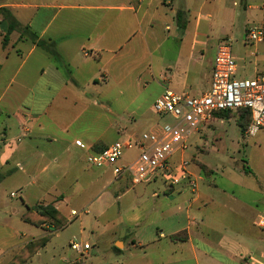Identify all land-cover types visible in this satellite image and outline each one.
Returning <instances> with one entry per match:
<instances>
[{"label":"crops","instance_id":"0c3cea01","mask_svg":"<svg viewBox=\"0 0 264 264\" xmlns=\"http://www.w3.org/2000/svg\"><path fill=\"white\" fill-rule=\"evenodd\" d=\"M0 8L9 9L38 41L59 54L56 58L37 42L20 39L17 30L3 48L9 23L0 15V261H10L27 243L45 236L52 239L66 228L51 231L48 224H32L26 217H38V206L53 205L66 218L62 205L68 204L72 189L76 195L83 193L77 187L79 176L94 168L87 162L90 154L109 147L121 135L139 137L111 121L108 105L113 100L122 105L120 96L129 91V107L134 108L130 111L127 106L123 112L136 115L140 109L136 82L115 85L113 96L108 72L147 73L161 94L172 90L201 96L210 88L221 42H239L238 35L244 42L247 31L264 27V0H0ZM246 49L238 55V63L252 57L263 69L264 42ZM211 50L215 52L209 59ZM105 56L110 68L101 71ZM98 71L102 73L97 77ZM151 121L147 132L159 133ZM188 171L196 179L195 192L186 181L170 184L161 178L162 192L176 203L174 208L185 215L186 224L169 235L161 231L150 243L133 241V245L151 249L168 236L177 245L174 251L181 252V262L187 254L190 264H264V226L258 224L264 221V211L258 201L229 199L242 210L256 211L252 221L246 220L228 208L229 201L225 205L217 200L214 191L221 189L211 178L212 170L208 179L197 169ZM156 183L157 179L143 185ZM7 185L13 186L10 194ZM135 187L126 176L108 179L102 191L107 199L98 203V217L116 207L121 215L120 202ZM152 195L159 197L155 190ZM19 196L21 204L9 209V197ZM212 204L213 213L206 214ZM228 211L241 218L238 233L227 230L219 218ZM129 219V226H139L138 215ZM245 220L250 223L244 224Z\"/></svg>","mask_w":264,"mask_h":264},{"label":"rangeland","instance_id":"374dc122","mask_svg":"<svg viewBox=\"0 0 264 264\" xmlns=\"http://www.w3.org/2000/svg\"><path fill=\"white\" fill-rule=\"evenodd\" d=\"M237 38L239 42L228 43L231 45L233 57L238 63L237 57L247 51V44L245 40L243 42L244 38L240 35ZM223 43L226 42L222 41L221 44ZM214 52L211 50L209 59L213 57ZM107 57L105 56L100 64L101 71L110 68L108 65L111 63L110 58ZM261 70V66L255 65L254 58H246L244 63L237 64V73L234 78L236 80H252ZM101 71L96 72L97 77L100 76ZM108 74L110 75L108 84L111 86V90L115 89L112 91L113 96L117 95L115 85L118 87L120 83L126 85L130 82H136L137 85L140 109L136 115L123 112V108L129 107V91L120 96L122 105L117 104L114 100L108 104L112 108V113L109 114L111 121H116L127 133L136 131L140 135L143 132L151 131L148 128V122L151 120V123H156V130L160 132L164 125L177 123V120L170 115H158L151 110L150 106L163 93L161 94L160 87L154 80H151L147 73L135 76V73H119L112 70ZM132 94L134 95L135 91L133 93L132 90ZM133 108L130 106L129 110L132 111ZM239 121L243 130L238 126ZM249 123L250 117L244 112L232 111L218 115L210 125L192 133L186 142V149L176 153L168 165L173 166L174 162L179 161L182 156L188 161V168L201 171L204 179H208L207 176H210V169L213 171L212 180L215 181L219 190L225 191L223 194L221 190L216 191L215 189L214 191L213 189L219 202H225L226 205L227 201L234 196L243 202L258 201L259 210L264 211V130H260L255 136H247L246 130ZM121 136L117 138V141L125 140V137ZM136 155H138L137 148L126 149L123 159L129 161ZM124 160H121L119 165L124 164ZM113 177L112 170L108 168L86 169L79 176V185L77 186L83 193L76 195L72 189L68 204L62 205V211L67 215L63 227L66 228L49 239V243L41 249L39 255L33 256L31 261L28 260L29 262L26 261L22 264H151V262L154 264L164 262H167L166 264H190V257L187 254L181 262V252L174 251L177 249V245L168 236L151 249L133 245V241L141 243V245L150 243L161 231L169 235L170 231L186 224L185 215L179 214L174 208L176 203L162 192L164 186L160 176L157 178L158 183L156 184L147 187L140 184L132 189V192L120 202L121 215L118 214L116 207L104 217H98V203L101 199L102 202L107 199V195L102 194L103 186L108 179ZM6 187L10 194L13 186L7 185ZM154 190L159 193V197H153ZM97 199L98 201L91 205ZM161 202L164 203L160 204ZM7 203L9 209L15 204L19 206L21 204L20 196L17 199L9 197ZM228 205V208L234 210L239 216L243 214V218L246 220L252 221V218L257 215L254 210L249 213V209L244 206L245 210H242L238 203L234 204L229 201ZM213 206L215 205L212 204L205 213H213ZM71 209L76 210L78 214L72 215ZM132 210L134 211L131 212ZM135 214L139 216V226L133 227L134 224L129 226V218ZM191 214L198 217L194 210ZM219 218L227 230L238 233L241 218L230 214L229 211L227 215L222 214ZM246 220L244 224L250 223ZM252 229L255 230L253 226ZM217 237V235H213V239H217ZM71 241L87 243L90 249L82 255L78 254L72 250ZM122 241L125 242V249ZM249 260L251 263L255 262L250 258ZM8 261V258H5L0 261V264H8L11 260Z\"/></svg>","mask_w":264,"mask_h":264},{"label":"built area","instance_id":"2783aa9c","mask_svg":"<svg viewBox=\"0 0 264 264\" xmlns=\"http://www.w3.org/2000/svg\"><path fill=\"white\" fill-rule=\"evenodd\" d=\"M264 42V27L247 31V45ZM237 61L232 54L231 45L226 42L217 48L209 90L201 96H191L166 90L153 104V111L158 115H170L177 120L175 125L166 124L161 132H143L138 138L129 137L117 141L99 152L87 157V162L94 168H109L114 176H126L132 186L148 183L159 176L176 184L186 181L192 192L196 191V179L188 171V161L180 159L178 166L168 163L172 157L186 149V142L194 132L208 126L217 112L246 109L250 112L251 122L246 130L247 136H255L264 130V65L262 71L252 80H236ZM80 146V143L77 142ZM137 148L138 155L132 160L119 165L125 150ZM12 197L16 193L11 194ZM78 213L73 211L72 215ZM264 226V221L258 223ZM73 251L86 253L89 244L70 242Z\"/></svg>","mask_w":264,"mask_h":264},{"label":"trees","instance_id":"16d2710c","mask_svg":"<svg viewBox=\"0 0 264 264\" xmlns=\"http://www.w3.org/2000/svg\"><path fill=\"white\" fill-rule=\"evenodd\" d=\"M0 15L3 20L7 21L9 23V30L8 32L3 36V48H6L9 44L10 34L14 32L15 30L20 32V39L22 38H29L33 42H37L38 46L46 50L49 54L53 55L54 57L58 58L59 54L56 51L55 48L47 46L45 42L38 41L37 35L31 30L29 26H23L20 24L13 14L10 12L7 8H0ZM232 111H222L217 112L216 115H223L225 113H230ZM236 112H244L250 117L251 122V116L250 112L246 109H240ZM225 117V116H224ZM250 123L248 124V126ZM238 126L243 130V126L238 122ZM247 126V127H248ZM37 212L39 213V216H31L27 215L26 220L28 222L33 223H46L48 224L51 231L59 230L62 227H64V222L66 221L65 217H63L58 210L53 205H47V206H38ZM49 240V236H45L43 238H39L36 240H33L29 243H27L19 252H17L11 261L8 264H22L29 259H31L41 248H43L46 243ZM116 250H119L118 248H115ZM120 251V250H119Z\"/></svg>","mask_w":264,"mask_h":264}]
</instances>
